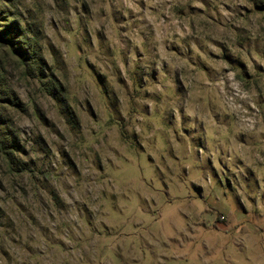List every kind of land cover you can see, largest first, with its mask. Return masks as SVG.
<instances>
[{
    "label": "rangeland",
    "instance_id": "rangeland-1",
    "mask_svg": "<svg viewBox=\"0 0 264 264\" xmlns=\"http://www.w3.org/2000/svg\"><path fill=\"white\" fill-rule=\"evenodd\" d=\"M4 4L0 264H264V0Z\"/></svg>",
    "mask_w": 264,
    "mask_h": 264
},
{
    "label": "trees",
    "instance_id": "trees-1",
    "mask_svg": "<svg viewBox=\"0 0 264 264\" xmlns=\"http://www.w3.org/2000/svg\"><path fill=\"white\" fill-rule=\"evenodd\" d=\"M6 2H10V0H0V5H2V6H4L5 4L4 3H6ZM5 7V6H4ZM15 24H11L10 26H6L5 27V30H3V31H1L0 30V38H2L3 39V37L8 33V32H10L11 30H13L15 27ZM12 33H14V31H11ZM7 41H11V42H13V39H9V40H7ZM18 47H11V51L13 52V51H16L18 54H20V55H22V56H26V57H30V55L29 54H31V51H32V49H31V47H30V45L28 44V46L29 47H26L23 43L22 44H19L18 43ZM2 46H5V45H3L2 44Z\"/></svg>",
    "mask_w": 264,
    "mask_h": 264
}]
</instances>
